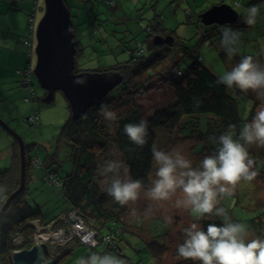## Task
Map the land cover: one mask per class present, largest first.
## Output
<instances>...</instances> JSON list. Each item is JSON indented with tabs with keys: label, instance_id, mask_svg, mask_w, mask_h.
Returning <instances> with one entry per match:
<instances>
[{
	"label": "rangeland",
	"instance_id": "rangeland-1",
	"mask_svg": "<svg viewBox=\"0 0 264 264\" xmlns=\"http://www.w3.org/2000/svg\"><path fill=\"white\" fill-rule=\"evenodd\" d=\"M13 1H16L15 4L27 10L21 14L12 13L14 10H10L9 16L6 15L5 11L3 14L0 13V44L8 46L5 39L13 38V34L8 33L10 27L20 30L17 23H15L17 15L19 14V19L26 17L28 19L29 8L34 7L33 4H36V20L32 37L29 38L33 42L32 57H29V64L31 63L32 68H34L36 63L35 30L39 19L44 13V0H0V3L5 2L2 7H7L10 4L12 5ZM65 2L71 8V19L75 25L76 40L81 44V52L75 58L76 72L99 71L100 69L103 71L108 65L127 60L129 58V48L137 47L147 54V43L151 37L149 38L146 27L159 21L163 28L173 30L183 43L192 46L195 52L200 55L202 63L219 76L224 71L231 70L239 62V59L245 55L253 56L258 63L264 65V0H65ZM220 3L228 4L237 11L238 19L236 22L222 25H205L201 21L199 22L201 11ZM253 5L260 10L257 21L263 20L256 22L254 26H249L245 23L246 10ZM191 20H193V23H190ZM222 26H229L242 33L240 54L232 59L228 58L220 46ZM25 36L26 33L23 38ZM154 43L159 44L160 42ZM24 49L26 53L31 51L26 47ZM9 52L6 47L0 48V55H7ZM184 61L180 62V66L187 64V60L184 59ZM2 67L1 64L0 68ZM150 71L151 68L148 69L149 73ZM31 83L34 94L42 97L43 89L40 87L34 73L31 75ZM4 87V85H0V119L5 123V120H8V126L22 138L29 157L38 156L42 161H46L48 156L53 158L56 177L61 180V177L72 169L71 162L68 159L69 146L64 138L60 136V129L70 113L69 103L65 96L60 90H57L54 99L49 103L44 102L42 99L31 101L22 97L23 90L17 98V94L14 92L2 90ZM136 101L142 113L149 115L156 108L171 105L175 99L169 85L164 83L159 76H154L148 83L146 90L137 95ZM253 102H255V112L264 107V100L258 99L255 93L249 91L241 95L239 98V114L244 117V114H247L252 107ZM116 108L120 111L119 106H116ZM32 114L36 116L37 125L30 124L26 120L27 117L31 118ZM200 118V128L196 127L194 118H190L184 128V133L188 135H191L195 128L205 131L206 136H203L200 140H197L196 137L184 136L178 131H161L156 146L165 151L181 150L193 161L194 165L197 164L205 155L213 152L212 149L215 148V145L212 143L211 138L220 135L217 132L210 131L213 123L208 119V116L203 115ZM12 140L14 141V137L0 126V153L6 152L10 148ZM210 146L211 148L208 150ZM249 151L250 155L257 161V167L260 171L261 166L264 167V148L253 146ZM119 156L112 148L107 153L102 154L97 163V174L99 166L104 161L120 159ZM9 165V157L0 159V171L7 169ZM44 171L45 167L42 164H32L29 171L32 180L26 184L27 197L32 202L37 201L44 210L50 207L51 212H59L64 207V200L56 184L43 180ZM154 173L155 164L149 174L148 187L155 178ZM259 173L254 181L244 183L246 192L245 189L240 188V184L236 188V190L241 191V195L238 198V205L233 206L232 214L237 220L243 219L240 223H243L251 215L252 206L258 199H261L264 203V178L262 176L264 174ZM99 179L102 186V178ZM149 208L152 209L151 213L147 211ZM166 216H171L173 223L167 225L164 222L166 247L161 254V261L169 264L177 260L176 247L182 242L183 229L193 222L192 217L187 211L175 208L173 202H154L145 198L143 194L136 204L129 205L125 213L126 225L124 229L126 231L118 242L123 255L128 258L124 259L123 255L119 257L125 262L130 261L129 264H158L151 255L148 243L153 242V238L156 241H161L163 236H159V234L162 233L163 223L158 218L164 221ZM34 224L36 225L35 235H43L50 230L55 231L54 229H58L53 228L52 225L43 226L39 222H34ZM248 233L249 238H258L251 230ZM77 238L80 240L78 236ZM33 239L35 240V238ZM51 241L55 243L50 238L48 242ZM19 245L20 243L16 244L17 247ZM47 245L48 247L51 245L54 249V245L50 243H47ZM61 246L58 245L60 255L65 252L66 254L58 264H75L79 257L87 256L93 252L97 253L96 250H100L99 247L96 250L90 249L86 243L76 244L71 238L65 239Z\"/></svg>",
	"mask_w": 264,
	"mask_h": 264
},
{
	"label": "trees",
	"instance_id": "trees-1",
	"mask_svg": "<svg viewBox=\"0 0 264 264\" xmlns=\"http://www.w3.org/2000/svg\"><path fill=\"white\" fill-rule=\"evenodd\" d=\"M15 3L17 2H12V5L7 6V9L18 11L19 7ZM65 3L68 6L67 2ZM33 5L34 7L28 10L26 36L22 40L25 47L31 50V55L24 52L22 66L16 69L18 87L21 91H24L22 97L31 101L43 100L46 93V90L42 88V97H38L31 87L33 68L32 64H29V57H32V48L25 41L31 38L30 18L32 14L37 12L36 4ZM7 9H4V11ZM69 10L71 16V8ZM4 11L0 10V13L3 14ZM73 30L76 58L81 52V44L76 40L75 25ZM146 30L149 38L151 37L147 43V54L137 47L129 48V58L127 60L118 61L103 69V71L119 73L122 76L120 83L97 103L87 108L79 117L73 116L69 106V116L60 129V136L64 138L69 146L68 159L72 166L69 173L59 180L56 177L53 158L48 156L46 162L38 156L29 157L27 147L24 145L25 176L23 188L9 200L0 214V264H12L11 253L14 250L28 249L33 245L36 227L34 222H39L43 226L52 225L53 228H62L66 234L70 232L72 212L79 216L86 227L96 234V244H88L90 249L96 250L99 247L100 250H96L97 253L110 252L122 256V249L118 241L126 231L124 229L126 225L124 217L129 205L119 206L103 191V187L100 185V177L97 174V163L100 156L107 153L108 150L110 151V148L114 149L120 155V160L129 166L132 178L140 179L144 183L145 189H147L150 182L149 174L154 166L150 148L152 144L156 145L159 132L178 131L184 136L196 137L197 140H200L203 136H206L205 131L199 129L200 117L203 115L208 116V119L213 123L210 131L222 134L228 129L229 125H236L239 129L243 126V123L251 120L255 114V102H253L247 114H244V117L239 114V98L245 92L229 90L225 85L217 83L219 75L205 66L194 48L188 46L185 42L183 43L173 30L163 28L160 21L154 25L149 24ZM8 33L13 34L9 31ZM156 35L162 37L171 35L173 38L170 43L155 44L153 37ZM0 47L4 48L1 44ZM8 50H11V48H8ZM184 59L187 60V64L180 66V62ZM149 68H151L150 73L148 72ZM146 72L148 73L146 74ZM154 76H159L164 83L169 85L175 101L166 107L156 108L149 115H144L137 104L136 98L139 93L146 90L148 83ZM26 79L28 82L23 83ZM28 90L30 91L28 92ZM21 91L17 94V98ZM102 104L107 105L117 113L115 122L106 121L102 118L99 113ZM116 106H119L120 111L117 110ZM190 118L195 119L196 127L199 128H195V131L188 135L184 133V128ZM141 119L147 120L149 131L148 144L143 149L133 145L123 131L125 124L138 123ZM26 120L30 124L37 123L35 114H32L31 118L27 117ZM5 121L8 122V120ZM18 147V142L14 138L10 148L1 153V155H5L3 158L9 157L10 165L7 169L0 171V185L7 188L3 197H0V207L20 185V151ZM210 148L211 146L208 150ZM32 162L36 165L42 164L45 167L43 180L56 184L59 189L64 200V207L59 212H51L50 207L44 210L37 201L32 202L27 197L26 184L32 180L29 172ZM263 169L264 167L261 166L259 172L262 174H264ZM262 176L264 178V175ZM244 183L241 182L239 186L242 190L245 189L246 192ZM240 195L241 191L236 190L233 197L221 201V205L227 209L229 215L237 222L243 219L237 220L234 218L232 210L233 206L238 205ZM158 220L163 223L162 233L159 234L163 237L161 241H156L153 238V242L148 244L155 261L158 264H168V262L162 263L161 261V254L166 247L164 241L166 232L164 231V221L160 218ZM209 222L221 223L219 218H215L213 221H200L204 227ZM243 224L248 231L251 230L258 238H264V203L261 199L254 203L251 215L244 220ZM106 237L111 239L106 242ZM19 238L21 241L17 247L16 241ZM72 239L76 244L85 243L75 236ZM65 254L66 252L62 254L57 264ZM123 258L127 259L128 257L126 258L123 255ZM129 263L131 262H126V264ZM169 264H192V262L177 259Z\"/></svg>",
	"mask_w": 264,
	"mask_h": 264
},
{
	"label": "clouds",
	"instance_id": "clouds-1",
	"mask_svg": "<svg viewBox=\"0 0 264 264\" xmlns=\"http://www.w3.org/2000/svg\"><path fill=\"white\" fill-rule=\"evenodd\" d=\"M259 11L255 5L248 7L245 23L254 26ZM241 35L229 26L221 27L220 46L229 59L240 54ZM217 83L229 90L251 91L264 100V65L251 55L242 56L231 70L218 77ZM99 113L106 121L117 120V113L107 105L102 104ZM123 131L137 148L143 149L148 144L147 120L127 123ZM211 140L216 145L214 151L195 165L181 150L165 151L152 144L155 178L147 189L140 179L132 178L129 166L122 160H106L98 168L103 191L121 207L136 204L143 194L151 201L173 202L175 208L187 211L193 222L183 229L182 242L176 247L177 259L192 264H264V238H249L247 227L233 220L221 205L222 200L234 196L241 182L251 183L260 174L249 149L253 146L264 148V107L239 129L229 125L225 132ZM6 191V186L0 185V197ZM147 211L151 213L152 209ZM215 218L221 223L209 222L206 227L200 223ZM164 222L171 225L173 218L166 216ZM75 264L126 262L110 252H93L79 257Z\"/></svg>",
	"mask_w": 264,
	"mask_h": 264
},
{
	"label": "water",
	"instance_id": "water-1",
	"mask_svg": "<svg viewBox=\"0 0 264 264\" xmlns=\"http://www.w3.org/2000/svg\"><path fill=\"white\" fill-rule=\"evenodd\" d=\"M199 17L205 25L232 24L237 21L238 13L232 6L220 3L208 7ZM73 29L74 24L65 0H44V13L35 30L36 63L33 73L40 87L46 90L44 102H51L55 92L60 90L67 99L73 116L79 117L120 83L122 76L113 71L75 72L76 47ZM172 38L171 35H156L153 40L170 43ZM0 126L17 140L20 151V185L0 207L1 214L9 200L23 188L25 154L22 138L1 119ZM61 256H51L48 245L40 242L28 249L14 250L11 260L12 264H57Z\"/></svg>",
	"mask_w": 264,
	"mask_h": 264
},
{
	"label": "crops",
	"instance_id": "crops-1",
	"mask_svg": "<svg viewBox=\"0 0 264 264\" xmlns=\"http://www.w3.org/2000/svg\"><path fill=\"white\" fill-rule=\"evenodd\" d=\"M16 1H13V3ZM5 4V2L0 3V10L4 11V9H7L8 7H2ZM68 4V3H67ZM18 5V4H17ZM19 10L12 13H25L27 9L22 8V6H19ZM10 9H7L6 15L9 16ZM190 13V11L188 12ZM18 14V15H19ZM16 17L15 23H17L20 30L14 29L12 26L10 27V32H13V38L5 39V43H7L8 46L3 45L4 47L11 48L9 50L10 52L5 55H0V66L3 65L2 68H0V85H4L5 87L2 88V90L12 91L15 94H18L21 89L18 87L17 84V75H16V69L20 66H22L23 58L22 55H24V48L25 46L22 43L23 35L26 33V25H27V17L21 18ZM19 19V20H18ZM263 19L256 20V22H259ZM196 22V21H195ZM190 23H193V20H191ZM2 45V44H1ZM1 48V47H0ZM1 93V92H0ZM5 155H1L0 153V159L3 158Z\"/></svg>",
	"mask_w": 264,
	"mask_h": 264
},
{
	"label": "built area",
	"instance_id": "built-area-1",
	"mask_svg": "<svg viewBox=\"0 0 264 264\" xmlns=\"http://www.w3.org/2000/svg\"><path fill=\"white\" fill-rule=\"evenodd\" d=\"M30 37H32V30L34 27V23L36 20V14H32V17L30 18ZM25 43L28 46H32V41H30L29 39H27L25 41ZM28 80H24L23 83H27ZM71 231L68 232L67 234L65 233L64 229L59 228V229H54L50 230L49 232H46L45 234L41 235L40 238H38L37 235L34 234V243H40V242H45V243H50L54 246H58V245H62L65 242V239H72L74 236L75 237H79L80 240L84 241L86 244H91V245H95L96 244V236L94 237L93 235L95 234L94 232H92L90 229H88L85 225V223L81 220V218L79 216H76L75 213H71ZM40 227V226H39ZM42 227V226H41ZM44 230V227L42 228ZM59 233V234H57ZM56 234V235H55ZM96 235V234H95ZM51 238V240L55 241V243L48 242V240ZM108 237L105 238V241L108 242ZM21 241V239L19 238L18 241H16V243L19 244V242ZM39 241V242H38Z\"/></svg>",
	"mask_w": 264,
	"mask_h": 264
},
{
	"label": "flooded vegetation",
	"instance_id": "flooded-vegetation-1",
	"mask_svg": "<svg viewBox=\"0 0 264 264\" xmlns=\"http://www.w3.org/2000/svg\"><path fill=\"white\" fill-rule=\"evenodd\" d=\"M33 47V42H32V46L31 48ZM29 55H31V52H29ZM49 248V247H48ZM57 251H58V246H55L54 249H50V252H51V256H54L55 254H57Z\"/></svg>",
	"mask_w": 264,
	"mask_h": 264
},
{
	"label": "bare ground",
	"instance_id": "bare-ground-1",
	"mask_svg": "<svg viewBox=\"0 0 264 264\" xmlns=\"http://www.w3.org/2000/svg\"><path fill=\"white\" fill-rule=\"evenodd\" d=\"M57 234H59V233H57ZM56 235V234H55ZM37 236H38V234H37ZM38 237H41V235H39Z\"/></svg>",
	"mask_w": 264,
	"mask_h": 264
}]
</instances>
